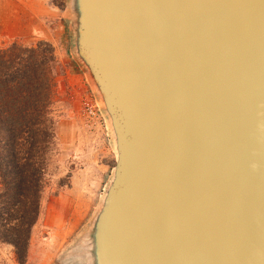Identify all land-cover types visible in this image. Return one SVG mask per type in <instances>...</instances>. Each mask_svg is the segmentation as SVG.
<instances>
[{
    "label": "water",
    "instance_id": "1",
    "mask_svg": "<svg viewBox=\"0 0 264 264\" xmlns=\"http://www.w3.org/2000/svg\"><path fill=\"white\" fill-rule=\"evenodd\" d=\"M115 164L68 264H264V0H66Z\"/></svg>",
    "mask_w": 264,
    "mask_h": 264
},
{
    "label": "rangeland",
    "instance_id": "2",
    "mask_svg": "<svg viewBox=\"0 0 264 264\" xmlns=\"http://www.w3.org/2000/svg\"><path fill=\"white\" fill-rule=\"evenodd\" d=\"M65 4L66 0H0V45L47 42L57 58L56 136L24 264H68L64 254L90 220L115 164L106 120L71 54ZM0 264H21L12 244L0 242Z\"/></svg>",
    "mask_w": 264,
    "mask_h": 264
},
{
    "label": "trees",
    "instance_id": "3",
    "mask_svg": "<svg viewBox=\"0 0 264 264\" xmlns=\"http://www.w3.org/2000/svg\"><path fill=\"white\" fill-rule=\"evenodd\" d=\"M57 58L47 42L0 45V242L21 264L41 210L56 136Z\"/></svg>",
    "mask_w": 264,
    "mask_h": 264
},
{
    "label": "crops",
    "instance_id": "4",
    "mask_svg": "<svg viewBox=\"0 0 264 264\" xmlns=\"http://www.w3.org/2000/svg\"><path fill=\"white\" fill-rule=\"evenodd\" d=\"M1 22V21H0ZM1 24V23H0Z\"/></svg>",
    "mask_w": 264,
    "mask_h": 264
}]
</instances>
